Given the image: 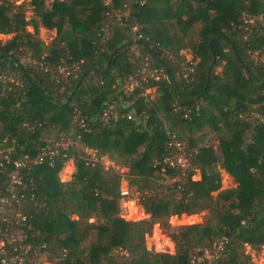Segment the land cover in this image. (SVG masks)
<instances>
[{"label":"trees","instance_id":"obj_1","mask_svg":"<svg viewBox=\"0 0 264 264\" xmlns=\"http://www.w3.org/2000/svg\"><path fill=\"white\" fill-rule=\"evenodd\" d=\"M28 4L55 36L44 43L26 30L24 2L0 0V33H13L0 40V194L14 160L61 137L72 143L18 169L27 241L44 244L51 264H188L219 243L214 264H253L244 246L264 244V56H255L264 54V0ZM145 64L162 74L138 75L127 89ZM175 153L185 163H172ZM104 155L127 171L104 167ZM69 158L75 170L63 181ZM220 169L234 187L219 190ZM124 177L149 219L120 215ZM200 211L203 222L171 228L170 216ZM155 223L173 253L146 247Z\"/></svg>","mask_w":264,"mask_h":264},{"label":"rangeland","instance_id":"obj_2","mask_svg":"<svg viewBox=\"0 0 264 264\" xmlns=\"http://www.w3.org/2000/svg\"><path fill=\"white\" fill-rule=\"evenodd\" d=\"M52 0H44V5H49V3ZM16 3L24 2L25 6L28 8L29 6V0H15ZM31 7V6H30ZM29 9V8H28ZM26 19L31 20V23L26 26V30L29 32L36 33L37 37H39L44 43H49L52 38L55 36V29H48L41 25L39 19L37 16L34 15L33 9L27 10L25 14ZM32 21H36V24H32ZM13 33H0V40L6 41L9 39ZM132 51L134 53H138L136 48H133ZM183 55L186 57V59H190L192 54L189 49H183L182 50ZM255 56H257L259 59L264 56V54L261 56L257 55V52L255 53ZM23 60V59H22ZM197 60V59H196ZM64 67H61L63 69ZM219 67L216 68V72L219 71ZM161 75V71L157 72V74ZM146 77V73L144 74ZM147 93H149L150 98L155 97V88L151 87L147 89ZM54 130L51 129L45 133V136H49L48 138L54 137ZM58 140V139H56ZM63 141L65 144L72 143V140H70L69 137H64V139H61L60 142ZM209 143L213 145V147H216L218 145V139L214 135V133L210 136ZM85 152L88 155V158L90 159H98L95 156V152L84 149ZM102 165L104 167H109L112 169H115L119 173L124 174L127 171V168L120 165L119 163L113 161L106 155L99 158ZM186 158L182 155V153H175L170 157V161L172 163H185ZM75 170L73 158H69L63 168L59 172V178L63 181H68L72 178V174ZM220 176H221V184L220 189L230 188L234 187L236 183L233 181V178L225 171L224 169H220ZM194 179H199V173L196 172L193 175ZM128 180L124 177L121 180L120 183V191L123 195L120 199V215L127 219V220H140V219H149V214L145 213L142 206L138 202L137 192L134 190V188L128 186ZM217 191H214L212 194L215 195ZM207 216V211H200L197 213H182L179 215H172L169 217V224L171 228H176L179 225L183 224H191V223H201ZM90 221H93V218L90 219ZM145 245L148 249H152L155 251H165L169 253L174 252V242L169 238V236L166 234V231L161 227L160 224L155 223L152 227V230L150 234L145 235ZM244 252L250 256V260L253 264H264V244L260 248H252L250 245L244 246ZM46 254V253H45ZM49 264H51L49 262Z\"/></svg>","mask_w":264,"mask_h":264},{"label":"built area","instance_id":"obj_3","mask_svg":"<svg viewBox=\"0 0 264 264\" xmlns=\"http://www.w3.org/2000/svg\"><path fill=\"white\" fill-rule=\"evenodd\" d=\"M157 72H159L158 69L149 68L145 64L135 76L128 79L126 88L131 89L139 85L138 75L142 79H146L145 73L150 74V77L154 76L157 78L159 77ZM61 139H64V137L56 141L53 146L46 145L42 147L38 155L33 158H28L25 155L23 159L13 161L14 171L11 173L5 193L0 194V264H49L45 259L44 244L34 245L27 241V234L23 227L26 215L21 207V197L16 194L15 189L16 185L21 183L18 169L25 167L30 162L43 161L44 156L52 155L56 152L57 146L66 147L68 144L63 141L60 142ZM175 145L179 150L182 149V145L179 142H176ZM3 159L7 162V155ZM3 164V160L0 159V165ZM222 248V243H219L215 250L198 249L189 257L188 264H214L213 262L219 256Z\"/></svg>","mask_w":264,"mask_h":264},{"label":"water","instance_id":"obj_4","mask_svg":"<svg viewBox=\"0 0 264 264\" xmlns=\"http://www.w3.org/2000/svg\"><path fill=\"white\" fill-rule=\"evenodd\" d=\"M107 68H108V66L104 69V72H106L107 71Z\"/></svg>","mask_w":264,"mask_h":264}]
</instances>
